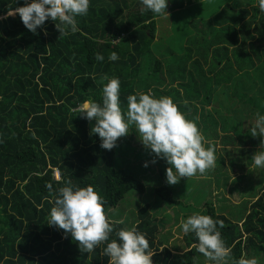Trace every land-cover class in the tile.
Here are the masks:
<instances>
[{"label":"trees","instance_id":"obj_1","mask_svg":"<svg viewBox=\"0 0 264 264\" xmlns=\"http://www.w3.org/2000/svg\"><path fill=\"white\" fill-rule=\"evenodd\" d=\"M185 1L190 4L189 0ZM23 4L24 0H0V16ZM241 5V0H232L226 6L228 14L223 19L230 25H215V29L207 26L212 42H221L222 45L227 42L232 46L237 30L239 33L243 30L249 37L248 28L254 26L258 12L253 6L245 8ZM168 7V12L179 9L182 0H168ZM142 8L140 0H89L87 15L76 17L77 31L61 38H58L60 34L55 22L50 19L37 29L38 34L29 31L19 15L0 19V264H108L109 258L102 255L106 245H100L90 254L82 253L70 235L65 238L63 230L47 224L54 206L50 202L54 193H49L46 188V184L51 183L55 191L66 186L68 180L78 188L91 185L104 199V211L127 200L128 194H144L142 180L127 171L126 160L122 161L124 165H115L120 160L116 158L120 153L119 140L110 151L101 148L98 135H90L94 122L82 118L76 111L86 100L102 101L100 79L104 75L120 81V107L123 111L127 110L129 95L145 93L157 99L170 97L209 140L204 144L205 148L215 146L214 141L218 139L220 151L227 155L229 165L242 173L248 168V163H231L230 150L225 146L237 140L231 134L220 135L218 131L238 132L237 135L242 131L240 138L245 141L258 140V143L264 139L251 136L257 114L264 116V46L257 49L254 59L236 47L238 56L243 55L237 65L238 72L233 73L238 75L232 84L233 92L220 87L212 94L213 88L229 78L224 79L216 72L214 79L217 81L213 83L202 72L197 59L189 66L193 75L186 65L189 52L197 54L202 63L206 62L207 41H203L206 46L202 50L197 47L198 38L192 41L183 35L188 47L180 56H168L167 68H161L150 49L156 45L153 42L155 18L159 16L142 11ZM216 19L222 18L214 17ZM235 22L241 25L235 26ZM256 22L259 26L254 28L260 30V37L264 39V19L259 17ZM191 26L196 27V23ZM197 30L196 27V33ZM205 32L206 28L202 34ZM225 33H228L227 39L223 38ZM243 42L240 41L239 48L244 47ZM224 48L221 46L222 52H225ZM113 51L119 57L116 61L108 59ZM97 53L104 56L102 62L95 60ZM257 69L261 74L255 73L253 80L247 71ZM199 90L204 92V99H199ZM244 90L251 95L244 98ZM197 98L198 107L192 104ZM236 100L239 102L234 105ZM210 101L214 106L204 109L203 105ZM132 128L134 126H130V135ZM215 156L223 163L217 149ZM260 170L253 185L248 181L252 191L237 190L242 199L255 196L246 213L244 206L238 205L239 211L231 215L228 209L225 213L220 207L212 206L210 201L201 202L203 209L197 213L224 222L225 226L219 230L230 249L229 264H237L244 254L253 252L260 255L258 262L264 264V168ZM216 185L221 187L220 183ZM152 193L162 201L154 200L140 206L133 227L149 240L155 253L153 264L209 262L193 247L198 242L194 233L184 236L181 251L176 250V245L170 249L162 247V251V248L158 249L162 243L155 237L156 227L150 223L148 207L160 206L163 200L179 207L184 204L170 199L165 182L153 187ZM127 203L137 205L131 201ZM108 221L114 229L110 239L116 238L115 233L123 229L122 223Z\"/></svg>","mask_w":264,"mask_h":264},{"label":"clouds","instance_id":"obj_2","mask_svg":"<svg viewBox=\"0 0 264 264\" xmlns=\"http://www.w3.org/2000/svg\"><path fill=\"white\" fill-rule=\"evenodd\" d=\"M140 2L142 11L164 17L170 15L166 12L168 0ZM258 7L264 12V0H258ZM88 10L89 0H24L23 6L10 8L5 18L19 15L23 25L33 34H38L37 29L50 19L55 22L60 34L58 38H61L77 31L76 17L87 15ZM118 58L114 51L108 56L110 61ZM95 60L102 62L104 56L97 53ZM100 83L103 84L102 101L86 100L76 111L82 118L94 122L90 135H98L101 148L112 150L121 137L129 134L130 126H134L138 139L153 156L151 163L161 159L169 165L166 169L168 185L178 184L181 178L188 179L198 174L203 176L215 168V146L205 148V138L197 124L188 120L170 97L157 99L145 93L129 95L125 112L120 107V81L104 75ZM251 136L264 138V116L257 114ZM251 160L254 167L264 168V139H261L259 150L253 153ZM143 166L148 167V162ZM46 188L49 193H54L50 201L54 206L47 224L63 230L65 238L70 235L82 253L90 254L104 244L102 255L109 258L108 264H153L155 253L150 248L149 240L135 227L131 230L121 229L115 233L116 238L110 239L114 229L104 211L105 201L93 186L78 188L68 180L66 186L55 191L51 183H47ZM224 226L222 220L199 214L180 222L184 234H195L198 242L193 247L210 264H229L230 249L219 230ZM237 264H257V261L242 259Z\"/></svg>","mask_w":264,"mask_h":264},{"label":"rangeland","instance_id":"obj_3","mask_svg":"<svg viewBox=\"0 0 264 264\" xmlns=\"http://www.w3.org/2000/svg\"><path fill=\"white\" fill-rule=\"evenodd\" d=\"M241 1L243 2V5L240 7L248 8L253 6L256 8L258 13H256V16L254 17V26H250L248 28L247 33L249 37L244 35L243 30L239 33L236 28L237 32L233 40L235 43L232 46H229L227 42H225V45H222L221 42H212L208 37L207 27L211 26L215 29V25L217 27L224 26L225 24L230 25V22H227L226 19H223V17H227L228 10L226 6H229V3L232 2V0H189V5H187L186 1L184 2V0H182V7L179 9L168 12L169 7H167L166 12L170 14L168 17L159 16L155 18V33L153 42L156 43V45L152 47L153 49L150 48L153 56L161 63V68H167L166 62L169 58L168 56H180L183 52L182 50L188 47V41H186L185 37L189 36L192 41L198 38L200 41L196 42L197 47H200L202 50H205L204 46H206L203 41H207L208 50L206 53V62L202 63L203 61L199 56H196L197 54L189 52L188 56L190 58L186 61L187 69L190 71L191 75H193L194 72L189 66L192 61L197 59L201 63L200 67L202 72L207 75L208 79L213 81V83L217 81L214 79L216 72L222 74L224 79L229 78L227 81L222 82L220 85L218 84L215 88H213L211 93L213 94L216 89H219L220 87H226L230 92L233 81L238 76L233 73L234 71L238 72L237 65L241 62V56L243 55L241 53H244V55L254 59V53L257 52V49H262L264 46V39L260 37L261 34H259L260 30L254 28L259 26V22H256L259 17L264 19V12L260 13L257 3L258 0H255L254 2H248L246 0ZM249 15H253L251 10H249ZM4 16H0V19L4 18ZM214 17L222 19L214 20ZM195 23L198 28L197 33L195 32L196 27L191 26V24L194 25ZM235 23H237L234 24L235 26L241 25L240 22ZM205 28L206 32L202 34V32L205 31ZM227 34L228 33L223 34L224 39ZM183 35H185V37ZM240 41H244L243 48L238 47ZM221 46H225V52H222ZM189 47L193 48L190 45ZM236 47L241 50L240 56H238L236 52ZM163 72L166 74L165 71ZM247 73L253 80L255 78V73L261 74L259 69L256 71L248 70ZM165 90L166 89L163 91ZM254 90L255 88L252 91ZM245 91L246 90L243 91V95L244 98H247L251 95V93H246ZM199 94V99H204V92L199 90ZM232 97L233 95H231V98ZM199 99L197 98V100H194L193 102L195 103L192 104L198 107L199 104L197 102ZM238 102L239 101L236 100L234 105ZM213 106L214 102L210 101L207 105H203V108L209 110ZM218 132L220 135L231 134L233 138H236V140L241 143L240 146L245 142V140L240 138L243 133L242 131L238 135L237 132H222L221 129ZM131 134L132 135L129 134L119 139L120 153L116 156V158L118 159L119 157L120 160L118 159L117 162H115V165L118 166L120 163L124 165L125 162L122 161L126 160L127 171H130L133 175L142 180L145 187L144 194H128L129 196L127 200H122L120 201L121 204L119 203V205L114 209L105 211L108 220L121 222L122 228L125 230H129L133 227L136 222V210L140 206L142 207L144 204H151L154 200L156 202L162 201L158 195L152 193V188L158 187L162 184V182L167 184L166 169L169 167L166 161L161 159H157V162L154 164L151 163L153 156L150 155V150L145 149L138 139L135 128H132ZM208 141L209 140L205 139V144L209 143ZM214 142L218 153L223 157V163L216 159L215 168L208 171L203 176L198 174L197 176L188 179L181 178L179 183L176 185L170 186L167 184L170 199L176 202H181L184 204L183 207H179L170 201L168 203V201L165 200H163V204H160V206L152 205L151 207H148L150 223L156 227L155 237L162 243L158 249L162 247L170 249V247L176 245V250H182V244L184 242L183 238L186 234L183 233L180 227V222L181 220H186L189 216L197 214L200 210H202L203 204H201V202L210 201L212 206L220 207L225 213L228 209L231 215H235L239 211V203L244 206L245 213L249 210L250 203L254 199L246 198L242 200L234 189L241 187L244 180L247 182L249 181V183L253 185L257 177L260 175V168L254 167L253 161L245 158V148H238L234 151L235 146H225L226 149L230 150V160L233 165H246L248 163V168L244 170L245 172H240L237 168H235V166H231L227 163L228 157L223 151H220L221 146L218 139H215ZM257 144L258 145L252 148L253 153L259 150L260 142ZM244 146L249 147L250 145L246 143ZM145 162H148V167L143 166ZM219 171H223L224 174ZM53 174L56 175V171H54ZM158 174L161 176L159 177ZM223 182H225V185ZM217 183H220V186L223 188L218 187L216 185ZM232 187H234V189ZM127 201L137 203V205L133 206V204L127 203ZM109 213H111V215H109ZM231 215L230 217H232ZM258 258H260V255H255L253 252V254H244L240 260L255 259L257 264H260L258 262L260 261ZM207 263L209 264L210 262L203 261L202 264Z\"/></svg>","mask_w":264,"mask_h":264},{"label":"crops","instance_id":"obj_4","mask_svg":"<svg viewBox=\"0 0 264 264\" xmlns=\"http://www.w3.org/2000/svg\"><path fill=\"white\" fill-rule=\"evenodd\" d=\"M238 133V132H237ZM236 141V140H235ZM258 141V140H257ZM257 141H255V142H251V141H245L244 142V144L243 145H241L240 146V142L239 141H237V142H235V143H233V144H231V145H233V146H235V149H234V151L236 150V149H238V148H245V158L246 159H248V160H250V161H252L251 160V156L253 155V151H252V148L254 147V146H256V145H258L257 144ZM259 141H261V139L259 140ZM249 144L250 146L249 147H245L244 145L245 144ZM259 143V142H258ZM217 159V158H216ZM189 182H191V181H189ZM233 189H234V187H233ZM250 189V191H252V188L251 187H249V184H248V182L246 181V180H244L243 181V184H242V186L241 187H239V188H236V189H234V190H236V193L239 195V191H237V190H241V191H243V190H249ZM253 191H256L257 192V189H254ZM239 197H241L240 195H239ZM242 198V197H241ZM246 198H255V196L254 197H244L242 200H244V199H246ZM238 205H240V203L238 204Z\"/></svg>","mask_w":264,"mask_h":264}]
</instances>
